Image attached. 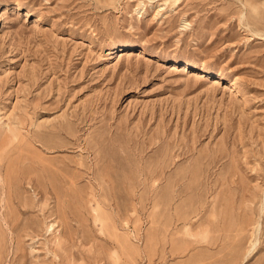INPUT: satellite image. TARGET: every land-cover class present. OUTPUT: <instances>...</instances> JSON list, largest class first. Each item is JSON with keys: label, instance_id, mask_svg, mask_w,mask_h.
<instances>
[{"label": "rangeland", "instance_id": "obj_1", "mask_svg": "<svg viewBox=\"0 0 264 264\" xmlns=\"http://www.w3.org/2000/svg\"><path fill=\"white\" fill-rule=\"evenodd\" d=\"M0 264H264V0H0Z\"/></svg>", "mask_w": 264, "mask_h": 264}, {"label": "bare ground", "instance_id": "obj_2", "mask_svg": "<svg viewBox=\"0 0 264 264\" xmlns=\"http://www.w3.org/2000/svg\"><path fill=\"white\" fill-rule=\"evenodd\" d=\"M56 222V221H55ZM50 225V224H49ZM54 228H55V223L51 224L49 229H50V232L53 233L54 232ZM62 235V234H61ZM38 237V236H37Z\"/></svg>", "mask_w": 264, "mask_h": 264}]
</instances>
